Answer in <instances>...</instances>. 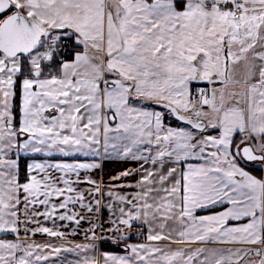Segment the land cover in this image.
<instances>
[{"label": "snow or ice", "instance_id": "snow-or-ice-1", "mask_svg": "<svg viewBox=\"0 0 264 264\" xmlns=\"http://www.w3.org/2000/svg\"><path fill=\"white\" fill-rule=\"evenodd\" d=\"M105 160L135 166L105 184ZM252 162L264 168V0H0V264L95 252L97 229L126 250L103 264H264ZM102 203L88 243L34 239H63L57 221Z\"/></svg>", "mask_w": 264, "mask_h": 264}, {"label": "crops", "instance_id": "crops-1", "mask_svg": "<svg viewBox=\"0 0 264 264\" xmlns=\"http://www.w3.org/2000/svg\"><path fill=\"white\" fill-rule=\"evenodd\" d=\"M170 123L175 126L179 122L175 120H171ZM81 160H92L91 157H80ZM134 167L135 162L129 161H118V160H105L102 162L101 169H97L92 173L94 179L98 181H103L105 184L109 183V176L115 174L117 171L123 169L124 167ZM250 166H260L259 164L252 162ZM261 167V166H260ZM264 169V168H263ZM252 171V170H251ZM254 175L258 177L260 175L256 174L252 171ZM264 175V171H263ZM82 188H88L89 185H81ZM81 211L80 209H77ZM82 214L87 217V219L82 220L80 225H76L74 222L68 221H57L56 227L65 233V237L63 239L60 238H52L46 235H37L34 237L36 242L38 243H53L56 245H65V247H72L75 244H86L88 243L87 235L89 234V229L91 228L92 224L99 219L101 222H107L110 217L109 210L104 206L102 203L99 212L96 213L95 210L93 213L82 212ZM47 226L51 227V222L47 223ZM135 230L130 234L129 243H146V239L136 240L134 238ZM98 234H102L104 236L103 240H97L96 243V250L95 252H82V251H62L59 256L53 257L51 259L50 264H77L78 261L83 260L84 256H93L95 255L97 258L101 259V264H103L102 254L103 253H110V254H117V255H124L125 248L122 244H116L112 242L109 237L111 233L104 232L100 233V230L97 229ZM7 239H13L14 237L11 234L5 236Z\"/></svg>", "mask_w": 264, "mask_h": 264}, {"label": "trees", "instance_id": "trees-1", "mask_svg": "<svg viewBox=\"0 0 264 264\" xmlns=\"http://www.w3.org/2000/svg\"><path fill=\"white\" fill-rule=\"evenodd\" d=\"M249 168H250V170H252L253 172H255L256 174H258V175H263V171H264V169L262 168V167H260V166H250L249 165Z\"/></svg>", "mask_w": 264, "mask_h": 264}, {"label": "built area", "instance_id": "built-area-1", "mask_svg": "<svg viewBox=\"0 0 264 264\" xmlns=\"http://www.w3.org/2000/svg\"><path fill=\"white\" fill-rule=\"evenodd\" d=\"M134 238H135L136 240H142V239L145 238V236H144L143 234H141V230L136 229V230H135Z\"/></svg>", "mask_w": 264, "mask_h": 264}]
</instances>
